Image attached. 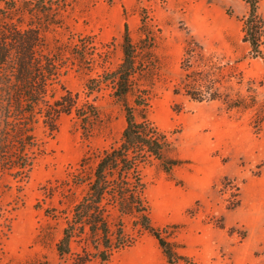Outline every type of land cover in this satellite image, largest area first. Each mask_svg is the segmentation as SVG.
I'll return each mask as SVG.
<instances>
[{
    "label": "rangeland",
    "instance_id": "rangeland-1",
    "mask_svg": "<svg viewBox=\"0 0 264 264\" xmlns=\"http://www.w3.org/2000/svg\"><path fill=\"white\" fill-rule=\"evenodd\" d=\"M49 9L57 28L48 43L65 51L59 58L67 63L57 97L66 87L84 100L89 79L115 71L123 60L124 25L129 27L145 65L129 103L138 120L144 115L167 134L169 156L183 161L171 173L159 163L144 170L154 225L194 264H264V61L244 41L249 5L69 0ZM258 13L264 20V0ZM191 36L204 50L202 58L200 51L191 53L184 65ZM260 48L264 53V43ZM204 75L218 83L203 81ZM216 89L220 100L195 99ZM138 97L146 106H136ZM89 99L99 113L94 125L75 113L63 115L54 134L38 127L28 177L0 170V264L73 263L57 252L67 217L86 191L72 175L88 153L92 169L99 151L119 143L127 124L110 85ZM125 233L132 244L105 264H170L158 241L131 220Z\"/></svg>",
    "mask_w": 264,
    "mask_h": 264
},
{
    "label": "trees",
    "instance_id": "trees-1",
    "mask_svg": "<svg viewBox=\"0 0 264 264\" xmlns=\"http://www.w3.org/2000/svg\"><path fill=\"white\" fill-rule=\"evenodd\" d=\"M244 1L250 7L244 41L250 43L253 56L264 61L260 48L264 43V20L258 13L259 0ZM0 2L4 3L0 8V170L18 180L28 177L39 147L38 127L54 134L63 115L75 113L87 125H94L99 113L89 98L100 92L103 84L111 86L114 99L126 112L127 124L119 143L99 151L92 169L91 153L85 154L80 169L72 175V182L84 186L86 191L67 217L57 244L60 259L72 257V264H105L132 244L125 233V222L131 220L139 231L148 232L158 241L170 264L191 262L178 251L179 245L154 225L146 199L144 170L159 163L171 173L183 161L169 156L173 144L167 134L144 115L138 120L137 109L129 103V95L145 65L128 25H124L123 60L119 67L101 78L89 79L84 85V100L66 87L57 97L55 85L65 74L67 63L59 58L65 51L51 48L48 43L49 34L57 27L47 6L69 0ZM196 50L202 58L204 47L191 36L182 64L191 63V53ZM201 79L215 81L210 75ZM212 92L204 90L199 98H194L200 102L221 99L217 89ZM140 98L135 101L138 108L146 106Z\"/></svg>",
    "mask_w": 264,
    "mask_h": 264
}]
</instances>
